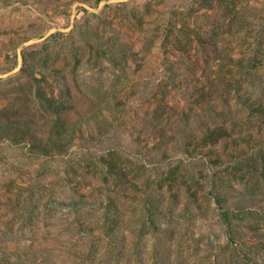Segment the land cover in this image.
I'll list each match as a JSON object with an SVG mask.
<instances>
[{"label":"rangeland","instance_id":"1","mask_svg":"<svg viewBox=\"0 0 264 264\" xmlns=\"http://www.w3.org/2000/svg\"><path fill=\"white\" fill-rule=\"evenodd\" d=\"M31 73L70 107L59 136ZM9 104L0 264H223L227 242L231 264H264V182L253 195L235 166L255 154L264 181V0H0ZM106 189L122 213L110 237Z\"/></svg>","mask_w":264,"mask_h":264},{"label":"trees","instance_id":"2","mask_svg":"<svg viewBox=\"0 0 264 264\" xmlns=\"http://www.w3.org/2000/svg\"><path fill=\"white\" fill-rule=\"evenodd\" d=\"M97 1V0H96ZM95 16V15H93ZM55 36H59V35H55ZM54 35H52L51 37H55ZM91 53L89 54L90 57H98L97 53L93 52V49L91 48ZM115 52L109 50L108 51V56L107 60L111 59L114 56ZM27 81L28 85L31 86L32 88H35V93H34V98L37 100V107H40V111H41V118H46L50 117L53 120L52 122V129L54 130L53 134L49 133V137L50 136H59V128L62 125L63 122V116L66 114V111L68 108L66 105V99L65 97H53V96H47L45 91L38 85L39 80L35 78L34 74L31 73L29 75H27ZM38 85V86H37ZM71 98V97H70ZM11 104L9 105H3L0 108V131L1 132H12L13 133V138L14 139H18L17 135V130L19 129L17 124L19 123L18 121H16V117L13 119H10L8 115H10L11 111ZM13 116L16 114H12ZM46 115V116H45ZM7 116V117H5ZM28 132V131H27ZM12 139V140H14ZM24 137L21 139L23 140ZM20 141V139H18ZM34 145L31 146L34 150H37L38 154H42V155H48L49 153L52 152V145L50 143V141L48 139L43 140H39V141H35V143H33ZM255 154L250 155L249 157H244L241 160H238L235 162V166L239 165L241 166V169L245 170V174L248 176L247 177V182H248V188L246 190H250V192L254 195V192H257L258 190L262 189V183L264 181L260 180V175H259V165L257 164V160H255ZM246 164H245V163ZM261 168H264V162L263 164H260ZM102 182L106 183L107 182V174L103 173L102 174ZM218 183L217 180H210V183H208L210 189L208 190V194L210 196H213L214 200L217 202V205L219 206V204H221L220 202V198L222 197V194L219 192V189L215 186V184ZM254 189V190H253ZM106 192H108V194L106 193V196L104 197V201H100V207L102 208V212H101V216H100V220H98L99 224V228L101 229V232L104 236L106 237H110L114 231L115 228L118 227V223H119V215H122V213L120 212V206H119V201L117 202V198L116 195H111L112 191H110L109 189H106ZM116 194V193H115ZM100 196V195H98ZM223 208V206H221V209ZM155 207L153 208V205H147L144 203V210L145 212L148 214L149 217H151L153 211H154ZM221 217H219L221 223L225 226V228L228 230L227 231V235L229 236V230H230V223H231V219L229 216V212L228 211H222V213L220 214ZM152 218V217H151ZM235 218V217H233ZM153 221H151V226L153 229L157 228L156 222L154 217L152 218ZM230 237V236H229ZM226 249L229 251L228 254H225ZM238 250L237 247H232L231 243L227 242L224 246V248L222 249V263L223 264H231V262L233 263V261L235 260L234 258V254L236 251ZM237 253V252H236Z\"/></svg>","mask_w":264,"mask_h":264}]
</instances>
